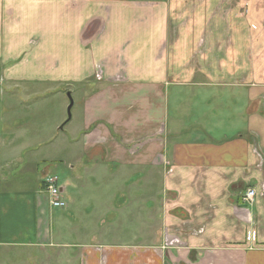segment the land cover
<instances>
[{
	"label": "crops",
	"instance_id": "0c3cea01",
	"mask_svg": "<svg viewBox=\"0 0 264 264\" xmlns=\"http://www.w3.org/2000/svg\"><path fill=\"white\" fill-rule=\"evenodd\" d=\"M47 81L81 110L0 137V256L264 264V0H0V87Z\"/></svg>",
	"mask_w": 264,
	"mask_h": 264
},
{
	"label": "rangeland",
	"instance_id": "374dc122",
	"mask_svg": "<svg viewBox=\"0 0 264 264\" xmlns=\"http://www.w3.org/2000/svg\"><path fill=\"white\" fill-rule=\"evenodd\" d=\"M241 14L246 13L244 11ZM21 85L9 90L13 98H8L4 93L5 89L0 87V137L5 141H51V144L66 139V133L74 126L77 110H81L76 88L49 81ZM68 93L70 97L67 96ZM70 100L72 106L68 114ZM38 149V154H41L50 148L45 146ZM245 191L246 189L242 196ZM3 253L0 256V264H64L58 262V258L45 260L36 249H10Z\"/></svg>",
	"mask_w": 264,
	"mask_h": 264
},
{
	"label": "built area",
	"instance_id": "2783aa9c",
	"mask_svg": "<svg viewBox=\"0 0 264 264\" xmlns=\"http://www.w3.org/2000/svg\"><path fill=\"white\" fill-rule=\"evenodd\" d=\"M98 69V68H97ZM95 78L100 80V71L95 73ZM43 185L45 192L48 196V202L52 208L61 209L65 207L64 201L61 199L60 187L57 184V179L52 176H45L43 178ZM256 189L253 187L247 188L245 194L242 196L241 201L243 203L251 205L256 197ZM202 230L196 232V234L201 233ZM195 234V233H194Z\"/></svg>",
	"mask_w": 264,
	"mask_h": 264
},
{
	"label": "water",
	"instance_id": "95a60500",
	"mask_svg": "<svg viewBox=\"0 0 264 264\" xmlns=\"http://www.w3.org/2000/svg\"><path fill=\"white\" fill-rule=\"evenodd\" d=\"M67 96L70 97L69 93L67 94ZM71 106H72V101L70 100V104H69L68 109H67L68 114H69ZM67 121H69V119Z\"/></svg>",
	"mask_w": 264,
	"mask_h": 264
},
{
	"label": "trees",
	"instance_id": "16d2710c",
	"mask_svg": "<svg viewBox=\"0 0 264 264\" xmlns=\"http://www.w3.org/2000/svg\"><path fill=\"white\" fill-rule=\"evenodd\" d=\"M64 125V124H63Z\"/></svg>",
	"mask_w": 264,
	"mask_h": 264
}]
</instances>
